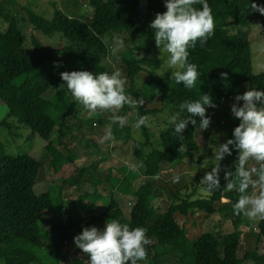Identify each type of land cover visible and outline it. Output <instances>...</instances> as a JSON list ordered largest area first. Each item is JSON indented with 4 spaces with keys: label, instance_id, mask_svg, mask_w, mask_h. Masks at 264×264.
<instances>
[{
    "label": "trees",
    "instance_id": "16d2710c",
    "mask_svg": "<svg viewBox=\"0 0 264 264\" xmlns=\"http://www.w3.org/2000/svg\"><path fill=\"white\" fill-rule=\"evenodd\" d=\"M87 2L94 8L89 22L68 15L56 4L51 20L40 16L31 6L18 4L22 17L11 15L7 30L0 29V264H61L68 241L74 242V237L86 226L103 229L109 218L147 230L152 241L146 246L147 264H243L249 260L264 264V218L258 230L252 232L255 237L251 231H241L240 226L247 221L242 214H233L232 205L239 194L228 190L227 183L212 189L209 196L195 197L197 190L188 193L182 189V179L173 183L172 179L160 177L162 163L168 162L175 169L182 160L191 159L199 151L196 139L199 124L194 126L189 122L182 133L183 140L169 124L161 131L156 145L147 126H143L145 140L137 143L144 163L143 173L129 170L121 179L111 170L106 173L100 161L82 167L78 161L91 156L86 131H94L98 124L100 127L112 124V137L129 140L133 124L128 121L123 128L113 124V113L109 110H97L87 118L77 115L83 105L73 102L66 85H61L64 82L60 76L63 71L73 70L111 72L116 63L122 67V75L129 84L125 86L126 95L150 102L149 112L156 113L157 103L165 102L175 114L180 111L181 103L198 99L203 92L217 105L208 109L209 115L217 108H227L240 94L243 84L248 85L246 91L264 89V71L253 72L255 36L249 28L253 22L264 23V14L250 11V0H207L214 18V34L204 44L198 41L189 49L188 59L199 71L195 87L189 90L183 82L178 85L170 76L156 74L163 60L139 57L136 53L140 44L147 51L156 46L149 25L156 13L166 11L164 0ZM255 2L264 5V0ZM22 23L40 33V36L32 35L31 51L24 47L27 36L20 27ZM114 34L126 35V48L117 57L111 56L110 46L102 38ZM43 36L59 38L61 42L46 43ZM67 64L71 69L66 68ZM143 71H147L146 80L138 90L136 79ZM187 117L186 111L181 112V118ZM239 123L237 119L227 132L226 141ZM22 127L30 129L31 145L23 153L11 154L2 134L12 135L13 139L9 140L19 147L18 138L26 142ZM54 132L58 133L57 144L52 139ZM147 147L151 149L146 151ZM48 154L52 157V171L63 185L89 184L95 188L93 194L86 193L92 195L94 203L103 198L98 188L107 183L123 194L135 196L130 215L127 217L113 194L103 212H88L81 218L73 216L68 198L56 205L53 191L37 190L40 183L48 180L45 163ZM228 158L234 173L238 151L233 149ZM262 165L264 161L250 158L246 167L258 172ZM257 172L251 173L253 180L258 179ZM139 177L145 180L135 188L133 183ZM233 179L238 182V177ZM253 190L259 191L251 186L248 191ZM165 194L172 202L166 211H161L154 201ZM48 212H53L55 217H46ZM215 214L229 219L235 231L224 235L198 231L189 235L178 220V216H190L202 221ZM76 249L82 257H74L72 264H86L90 254Z\"/></svg>",
    "mask_w": 264,
    "mask_h": 264
},
{
    "label": "clouds",
    "instance_id": "9594fccd",
    "mask_svg": "<svg viewBox=\"0 0 264 264\" xmlns=\"http://www.w3.org/2000/svg\"><path fill=\"white\" fill-rule=\"evenodd\" d=\"M201 5L196 7V5ZM166 11L156 13L149 27L154 32L157 47L162 53H167L166 70L171 69V80L176 84L183 82L186 89L192 90L199 77L196 64L189 61V49L194 48L199 41L204 44L214 34V18L207 0H164ZM250 11L264 14V5L250 0ZM126 43L123 36L114 34L109 47L111 56L117 57ZM59 66V62H56ZM111 72H91L87 70L63 71L61 79L66 85L74 103L83 105L84 109L95 113L97 110H109L113 113L112 123L120 128L125 127V116L117 115L116 110L125 105L135 106L125 93L126 77L115 65ZM165 70V71H166ZM165 73V72H164ZM164 73L156 74L163 76ZM227 79V73L223 74ZM231 113L240 123L233 130L232 137L226 142L212 148L215 161H222L231 155L233 149L238 151L235 172L225 175L226 188L239 194L238 200L232 205L234 215H243L249 221L264 218V165L259 171L246 167L248 160L264 161V89L249 88L243 94L235 97ZM243 101L242 104L240 102ZM212 97L203 93L198 99H188L180 104V111L175 114H164L167 122L173 126L174 133L180 140L184 139L183 131L189 122L203 130L211 123L207 115L209 108H215ZM172 107L171 105L169 106ZM188 113L187 118H181V112ZM199 118V121L197 120ZM150 126L148 117L141 116L133 125L134 129ZM112 139L109 128L101 143ZM135 171V165H129ZM219 169L213 167L201 179V184L209 190L219 188ZM257 172L258 179L253 180L251 173ZM238 177V182L233 177ZM159 177H157L158 179ZM180 175L172 177L173 183H178ZM259 188V191L249 192V187ZM142 226L130 227L116 218H109L103 229L95 225L86 226L74 237L77 248L90 254L88 264H147L146 246L152 243Z\"/></svg>",
    "mask_w": 264,
    "mask_h": 264
},
{
    "label": "rangeland",
    "instance_id": "374dc122",
    "mask_svg": "<svg viewBox=\"0 0 264 264\" xmlns=\"http://www.w3.org/2000/svg\"><path fill=\"white\" fill-rule=\"evenodd\" d=\"M18 4L31 6L36 13L46 20H51L53 18L55 4L68 15L78 17L86 22H89L90 18L94 14V8L88 4L87 0H0L1 30H7L10 24L11 15L14 14L16 17H19L18 19H20L21 13ZM228 26L231 27L230 24H228ZM20 27L27 36L24 47L26 50L31 51L32 35L35 34L40 36V33L30 29L24 25V23L20 24ZM249 28L252 30L255 36L252 45L253 72L258 74L264 71V23L257 21L253 22L249 25ZM122 36L124 38L126 37L125 34ZM102 38L107 42L108 46L112 45L113 35H104ZM43 40L46 43L51 44L61 42L59 38H48L45 36H43ZM139 47L140 49L136 51L139 57L149 56L150 58L163 60L162 66L158 68L156 72H165V76L171 77L172 70H166L167 53H162L157 45L154 46L150 51L142 48L141 44ZM123 50L124 49L121 51ZM114 65L119 68L123 74L122 67L116 63ZM71 67L72 66L69 64L66 65V68L71 69ZM146 73L143 71L136 79L138 90L142 88L143 83L146 80ZM126 85L129 86V84ZM247 87V84H243L241 86L240 94L246 92ZM127 96L136 102L135 106L125 105L122 109L116 110V114L125 116L127 119L126 124H129V122L130 124H134L141 116H147L150 124V126H147V128L151 134V140L153 144L156 145L161 131L169 126L167 119L164 118V114L167 113L170 116L173 114L172 110L165 102H159L157 103L159 110L156 113H151L149 112L150 108L152 107L150 102L144 101L143 98H136L129 93H127ZM235 102L236 101L234 97L227 108H217L215 111L209 114L211 116V123L207 129L203 130L199 127V125L197 126L196 139L200 145L199 151L196 152L194 157L191 159L182 160V163H180L175 169L168 162L162 163L160 173L161 178L172 179L174 175H180L182 179L181 187L183 190H187L188 193H192L194 190H197L195 197L209 196L211 194V190L202 185L200 181L207 172L211 171L213 167H218L220 186H225L227 183L225 175L228 172H232V164L229 161L228 155L225 156V158L220 162L215 161L213 158L212 148L219 145L220 143L226 142L227 132L235 125L237 119H235L231 113V106ZM242 102L243 101H241L240 104H242ZM76 114L87 118L91 115V112L85 110L83 106H80L79 111H77ZM22 128L26 142L23 139L18 138L19 140L17 141V144L19 147L9 140L13 139L12 135L8 136L5 135V133L2 134V139L7 145L8 152L11 154L23 153L27 151L31 145L30 129L28 127ZM109 128L112 131V124H109L105 127H100L98 124L94 131H86V137L91 142V156L89 158L80 159L78 164L82 167H87L96 161H100L101 167L105 169L106 173L109 174L112 171L114 176L121 179L126 175V173H129V165H135V169L143 173L144 163L137 147V143L145 140L143 135V126L140 129L133 128L132 137L129 140L112 137V139L101 143V140L108 132ZM52 139L56 144L58 143L57 132H54ZM150 149L151 147H147L145 150L149 151ZM51 159L52 157L49 154L45 156L48 180L40 183L37 186V190L39 192L46 190L53 191L52 195L55 198L56 205L59 204V200L68 198L70 200L73 216L75 218H81L83 215H87L88 212H92V214L103 212L106 207L109 206L110 196L113 194L114 197L121 203V206L127 217L130 215L131 207L136 200L135 196L132 194H123L119 192L117 187H113L110 183H107V185L100 186L98 188V194H101L103 198L99 200L96 199L97 201L94 203V199L91 198L92 195H86V193L88 192L89 194H93L95 192V188L89 184H84L79 187L63 185L62 180L57 179L52 171ZM144 180V177H139L134 181L133 187L137 188L140 183L144 182ZM54 183L55 185L52 186ZM171 202L172 201L169 199L168 195L165 194L164 198L156 199L154 204L157 208H159V210L166 211L169 208ZM52 216L55 217V214L53 212H48L46 217L51 219ZM64 218L66 219L67 215H65ZM244 218L246 219L247 224L240 226L241 231H251L250 234L252 232H256L258 230V224L262 218H257L254 221H249L246 217ZM178 220L180 224L186 228V233L189 235L195 234L198 231L213 232L221 235L233 233L235 231L231 221L224 218L223 215L218 214L212 215L202 221H196L195 218H190V216L189 218L178 216ZM251 236L255 237L254 233H252ZM74 257H82V254L76 249L74 242L70 240L66 244L64 258L61 260V264H72V259ZM89 260L90 257L87 256L86 264H88ZM243 264L254 263L252 260H249Z\"/></svg>",
    "mask_w": 264,
    "mask_h": 264
},
{
    "label": "built area",
    "instance_id": "2783aa9c",
    "mask_svg": "<svg viewBox=\"0 0 264 264\" xmlns=\"http://www.w3.org/2000/svg\"><path fill=\"white\" fill-rule=\"evenodd\" d=\"M134 204V203H133Z\"/></svg>",
    "mask_w": 264,
    "mask_h": 264
}]
</instances>
